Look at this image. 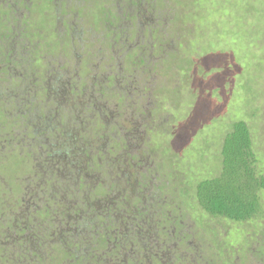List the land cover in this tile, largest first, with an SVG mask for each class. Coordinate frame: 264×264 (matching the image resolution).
I'll list each match as a JSON object with an SVG mask.
<instances>
[{"label":"rangeland","instance_id":"obj_1","mask_svg":"<svg viewBox=\"0 0 264 264\" xmlns=\"http://www.w3.org/2000/svg\"><path fill=\"white\" fill-rule=\"evenodd\" d=\"M153 15L157 20L160 17V22H151ZM28 24L31 26L27 27ZM18 34L27 35V47L31 52L35 51L30 61L24 62L28 48L25 37ZM10 35L8 45H1L7 48L0 54V68L2 70V62L10 59L8 52L12 53L13 60L7 65L12 64L14 69L15 75L11 76L14 81L10 85L14 83L15 87L6 89L7 81L3 80L4 75L0 76V124L3 125H0V131L4 130L5 123H13L19 118L16 112L28 117L37 115L38 111L34 112L24 100L26 96L22 91L26 85L16 79L21 71L24 76H32L30 84L33 83V93L26 98L36 99L37 105L44 103L40 101L45 96L48 97V68H54L52 77L62 80V87L66 86L69 77L65 74L61 77L60 68L63 72L73 70L76 78L79 73L82 82L90 83L92 75L98 70L95 65L97 53H104L110 56L109 59L117 61L112 62L117 65L110 66L111 70L133 68L140 72L137 87L147 96L131 94V101H125L127 106L123 102L118 105L117 98L116 102L109 99L112 96L110 92L115 89L112 82H105L100 90L97 87L96 92L105 93L106 98L93 104L100 106L106 114L113 111L121 113V119L118 117V121L110 125L101 120L102 124L89 120L90 114L81 107L80 115L84 119H74V114H77L74 106L82 104L70 99L68 117L72 115L76 130L69 135L73 134L71 136L76 138V143L69 145V138L63 139L68 148L60 149L61 159H55L48 149L45 150L48 155L39 157L36 162L32 157L31 163L22 161L24 155H17L20 149L0 155V191L5 192L8 204L17 198L10 187L19 194L21 185L37 188L45 182L43 172L50 165H54L61 174L65 170L67 174L77 176L81 170L87 171V162L92 168L93 158L99 155L97 149L106 139L105 132L92 138L94 130L99 127L100 131L124 127V131H128L127 145L123 135L118 138L107 131L112 139L110 145L116 147L105 153L104 164L116 168L117 178L128 173L132 185L138 184L135 179L137 172L140 176L146 170L149 172L142 176L144 183L148 179V191H153L158 184V191L153 192H158L161 200L172 203L163 205L162 213L166 212L171 219L182 217V229L185 226L195 233L192 252L200 256L196 258L197 264L203 260L211 261V264H264V191L260 193L261 216L244 224L209 218L198 207L195 195L199 182L219 175L223 140L231 125L238 121L246 122L250 129L258 161L257 171L264 177V0H0V40L1 36ZM112 35L119 44L125 43L122 47L129 51L127 54L119 49L117 54L109 52V43L114 45L109 42ZM136 35H142V40H137ZM120 55H123L122 58ZM86 60H89V66L82 76ZM150 68L151 73L148 72ZM106 70L98 71L97 78L109 75ZM146 74L150 79L145 81L141 77ZM6 90L14 91L15 95H6ZM62 91L60 95H64ZM116 92L120 98L121 91L116 89ZM50 98L47 99L52 100ZM10 100L14 109L8 107ZM52 102L55 103L54 100ZM52 108L49 106L50 110ZM98 118L101 116L94 117ZM6 125L8 127L9 124ZM40 127L44 130L43 126ZM7 131L3 132L5 138H0V143L6 147L14 137ZM23 135H27V129H23ZM83 135L99 145L88 158L86 154L91 145ZM58 137H63L61 131L46 138L57 144ZM98 138H101L100 143ZM23 141L19 147H24ZM124 146L129 155L122 154ZM49 157H53L52 163L46 160ZM36 165L37 170L34 169ZM128 169L137 172H129ZM86 177L93 179L91 174ZM124 185L122 181L120 187ZM141 195L147 197L148 204L154 202L147 194ZM128 196L129 193L124 194L129 200ZM3 207L4 211H8L7 204ZM144 207L149 209L145 218L150 225L161 212L158 205ZM66 217L73 215L67 214ZM37 219L41 220V217ZM34 226L30 225L29 233ZM61 233L55 234V239ZM110 233L119 236L124 235L125 230L119 225L111 228ZM135 240L133 242L140 247L139 239ZM53 241L49 240L48 245L51 246ZM72 241L75 242V237ZM58 248L66 252L75 249L68 244ZM56 250L55 245L52 252ZM82 250L90 249L84 245ZM189 250L191 252V247ZM39 252L42 254L41 250ZM137 258L128 249L114 264H136L140 260ZM49 259L46 255V260ZM73 261L63 257L53 264H74ZM105 264L111 263L106 260Z\"/></svg>","mask_w":264,"mask_h":264},{"label":"flooded vegetation","instance_id":"obj_2","mask_svg":"<svg viewBox=\"0 0 264 264\" xmlns=\"http://www.w3.org/2000/svg\"><path fill=\"white\" fill-rule=\"evenodd\" d=\"M23 1L24 0H22V2ZM4 3L5 2L3 1V5ZM12 7L13 6L10 4V8ZM22 10L24 9L22 8ZM154 17L156 16L153 15L151 17V22L160 20V17H158V20L154 19ZM28 26H31V25L28 24L27 27ZM18 36L25 37V40H26L25 44L27 47L29 44L27 41V35L23 36V35L18 34ZM141 36L142 35L140 36L136 35V39L139 40L143 38ZM10 39H11V35L1 36L0 54L4 49L7 48V47L5 48L4 46L1 47V45L4 43L8 45ZM109 42L113 43L114 45L116 44V46H114L112 44L110 45L109 43V46H110L109 52L117 54L119 53L117 49L122 50L123 54H127V52H129L128 50L126 51L123 50L122 46L125 43L119 44V41H117L116 37H114L113 35L109 36ZM27 48H28V54L25 56L24 62L30 61V56L33 54V52H35V51L31 52L32 50L30 49V47H27ZM8 53L10 55V59L9 60L6 59L5 63L2 62V65H3L2 70L0 68V76L4 75L3 80L5 79L7 81L6 89H9V87L14 86V83L13 84L11 83L10 85V82L14 81V79H12L11 76L15 75L14 69L12 68V64L7 65L9 61L13 60L12 53L10 52ZM27 56L29 59L27 58ZM122 56L123 55H120L119 57L122 58ZM109 57L107 54L97 53V60H96L95 65H97L96 69L98 70L95 72V74L92 75L90 83L89 81H86V83L82 82V80L79 79V73H77V78H76V73L73 72V70H70V71L66 70L65 72H63V70L60 68L59 71H60V74H62L61 77H63L64 74L69 77V80L67 81L66 86L62 87L63 81L52 77L54 68L53 67L48 68L47 74L50 75L48 79L49 80V90L47 91L48 97L45 96L46 99L44 98L42 99V101H40L44 103H38L37 105L35 104L37 103L35 102L36 99L26 98V97H31L32 96L31 93H33L31 90V86L33 83L30 84L32 76L30 75L24 76V74L22 73L23 71H21L18 75L19 78L16 77V79H19L21 83L23 84V86L26 85V88L22 91L23 95L26 96L24 100L27 103H29L30 106L33 107L34 112L35 110L38 112H37V115L32 116V117H28L27 115L23 116L22 114H19L16 112L15 114L19 118L15 120V122L13 123H10V122L5 123V124H9L8 127L7 125L5 126L4 124V127H5L4 130H8L7 133L14 135V137L11 138V142L9 143L7 147L5 144L0 143V145L2 146V147L0 146V155H5L6 153L10 154L12 151L16 152L18 149H20L19 154L17 153L16 154L18 156H21V155L25 156L24 159H22V161L24 160V162L31 163L32 157H33L35 160L34 162H36L39 157L44 158V156L48 155V153L45 154V150H46L47 143H48L46 137L49 134L57 135V132L61 131L63 133V137H58V139H60L59 143H57V145L54 146L55 148L53 147L50 150V154L54 156L55 159L57 160L59 158L61 159L62 154H61L60 149H62L63 147L68 148V145L63 142V139L73 137L71 136L72 134L69 135V133L70 132L74 133V131L76 130V126H75L76 122L73 121L72 115L68 117L67 110H70L71 108V106L69 107V105L72 103L71 100H73L74 102L78 104L80 103L82 104V105L74 106V108L72 107L73 110H75L77 113V114H74V119H77L79 121H82L84 119V117L80 115V107L86 108V111L90 114L88 119L92 121L101 120L102 122H105V124L110 125L111 122L113 124L115 123V120L118 121L117 120L118 117L121 119L120 112L113 111L111 113L106 114L100 106L93 104L94 102H97L100 99L103 100L104 98H106L105 93L102 92L104 95L101 96L102 94L101 92L99 94L96 92V89H98L97 87H99L98 90H100L102 86L105 84V82H109V83L112 82L113 86L115 87V89L112 90L113 92L112 91L110 92L112 95L113 94L115 96L117 95L118 92H116V89H119L121 91L119 96L123 98L124 105H126L125 101L127 102L131 101L129 99L131 98L130 96L131 94H134V95L138 94V96L140 95L141 97L145 98L147 96L146 92L138 89L137 87L138 82H139L138 78H139L140 72L136 71L133 68L131 69L121 68L120 71L119 70L113 71L110 69L111 68L110 66L117 65V63L113 64L112 62L116 61L115 58L109 59ZM108 59L111 62L109 61L108 63ZM127 59H128V56H127ZM87 61L89 60H86V63L84 64V69L81 73L82 76H84V72L85 70H87V67L89 66V63ZM122 65L123 64H121V66ZM103 68L105 70L107 69L106 71L108 72L109 75L105 77V75L103 74L102 77H99L98 79L96 74L100 70L103 71ZM151 71H152V68H150L148 72L151 73ZM18 72L19 71H17L16 74ZM90 75H91V72L89 73L88 77ZM141 78L144 79L145 81L147 79H150L149 75L147 74ZM101 82H102V85L100 84ZM62 88H64V92L62 91ZM78 88H79V91H77ZM61 91L64 93V95H60ZM103 91H106V90H103ZM5 94L15 95L14 91H10V90H6ZM49 97H51L50 99L52 100L47 99ZM53 100L55 103L52 102ZM11 106L14 109L12 100H10L8 104V107H11ZM49 106H53V108L50 110ZM123 114H124L123 116L126 115L125 112ZM97 115H100L101 118L94 119V117ZM101 121L100 123L102 124ZM40 125L43 126L44 130H42ZM81 125H84V124H81ZM23 129L25 130L27 129V135H23ZM100 129H101L100 127L99 129H95L99 135H101L104 132L106 133V135H109L110 133L107 131H110L112 136L117 135L118 138H121V136L123 135L122 137L126 139L125 145L128 144V131H124L125 130L124 127H117L114 130L111 127L110 130L103 129L104 131H100ZM4 130L0 131V138H5V136L3 135ZM48 130H50V132H48ZM119 130L121 132H119ZM24 136H26L25 139H23ZM109 139L110 137L108 136V138L104 140L105 143L109 145V146H105L104 149H101V151L104 153H106L110 148L114 149L116 147L115 145L114 146L110 145ZM22 141H23L24 147L22 146L19 147L18 145ZM100 141H101V138H99L98 143H100ZM135 141H137V138H135ZM138 143L141 146H143L142 142L139 141ZM99 150L100 148L97 149V151ZM95 151L96 150L92 152H95ZM101 151L99 152V154H101ZM121 151H123L122 154L124 156L129 155V152L125 151V146H124V150H121ZM139 158H142V157L140 156ZM46 160L52 163L53 157H49V159H46ZM37 167L38 165L34 166V169L37 170L38 169ZM56 172L57 170L54 165L48 166L47 170L43 172V175L45 177V182L46 180L48 181L50 180L49 186L45 185V182L41 184L40 186H38L37 188H31L27 184L26 186L21 185L19 186L21 188V194L14 193L12 191V188L10 187L11 192L17 197L14 200V202H11L10 204L6 202V199L8 197H6L5 192L2 190L0 191V203L2 199L1 196H3V199H4V202L0 204V206L2 205L0 207V216H1L0 220H2V222L0 223V238L2 239V241L0 242V264H32L34 262L38 264H49V261L51 264H53L54 261L61 260L63 257L66 258L67 261H69L71 258L69 257V254L71 256L73 252H75L77 256L79 255L78 251L80 249H77V247H76V250L74 249L73 251H71L67 257L63 253L57 254L58 252H52V250L49 248V245L47 243L49 241L48 239H46L43 242L44 244L42 245V247H39V248L33 245V242H31V239L29 240L30 233L28 232V229L30 225L39 222L38 220H36L37 217L44 216L43 214H45V212L42 211V207L44 206V204L50 201L56 204V206L53 209H51L56 212V215H54L53 220L50 221L49 224L51 223L52 225L55 224L54 229H56L58 232L66 231L68 233L66 235L68 238L73 239L75 237V241H78L77 242L78 245L76 246H78L79 248H82L84 245L87 244V238L84 235L81 236L77 228H74V226L70 229L69 228L65 229L62 227V219L60 216L67 215V211H69L70 209L73 212L72 213L73 216L74 214H78L79 209L76 204L78 203L77 202L78 199L77 200H74V198L71 199V194L73 195V193L71 192L65 193L62 190V188L59 187L58 185H56L55 189L53 188V182L58 184V180H56V177H53V175H55ZM114 173H115L116 181L112 180L113 182H111L110 185L107 186V189H106L107 193L105 194V196L99 197L98 199L94 201V203H92V205H87L85 206L87 208L84 209L87 212H89V219L92 222L91 225L97 226L96 229L93 228L94 233L98 232V230L100 231L98 227L99 224L106 227L107 225L109 226L115 223L116 226L121 225L124 227L125 234L120 235V237L122 236L121 238L118 239V237L116 236L115 239H118V240H115L111 243H110V240L109 241L107 240L110 247L104 252L107 256L104 259V263L106 260L109 261L111 264H114L116 261H118L120 256L122 254H125V251L127 249L122 246L123 242L125 241V238L130 239L129 246L134 247L135 245L133 244L134 243L133 241H136V240L135 238H132V236H136V239L137 240L139 239L141 243L139 252L134 253L131 247L128 248L129 253H132L133 255L138 256L137 259H140L139 262L136 264H197L196 258L200 256L192 252V248H193L192 242L195 239V233L190 228H186L184 224H183L184 229H182V223H181L182 217L181 218L179 217L178 220H176V218H173V217L171 219L166 214V212H164L168 217L162 220L160 218L157 219L155 217V219L152 220V224L149 225L146 223L145 216L147 212H149V209L144 206L150 205L152 208H154V205L155 206L158 205L160 209L159 213L161 212L160 214H162V211H161L163 210L162 206L165 204H172V203H167L165 200H163V202L159 201L157 203L153 202L154 204L153 203L148 204L147 197L145 198L141 195V194H145V195L147 194V196H149L150 199L154 201H156V199L157 200L161 199L159 196H156V194L153 192L154 190H156V187L158 186V184L153 191L149 192L148 189L146 188V186L149 184V183L147 184L148 179H147V182L144 183L145 178H143L142 176L148 175L149 172L147 170L145 172H142L141 173L142 176H140V173L137 172L138 174L135 176V179H137L138 184L134 183L133 185L130 183L131 176L129 177L128 173H126V175L121 178H117L116 172ZM122 181L125 183L123 188L120 187V184ZM116 182L118 185H116ZM78 185L79 183L77 181L75 186H78ZM127 193H129V196H128L129 200L124 197V194H127ZM112 200H116V201L113 202ZM4 204H7L8 211H4V207H3ZM124 204H126V206H124ZM128 204H132V205H128ZM119 206H120V209H117V207ZM116 210L118 211L116 212ZM87 215L88 214L85 213V216L88 218ZM76 217L79 218V216H76ZM76 217H70L68 218V221L69 222L73 221L76 219ZM35 225L37 227H40L39 228L40 230H46V226H47L46 224L40 223V224H35ZM52 231L51 230L49 231V234H50L49 236L50 238H52L51 240L55 239V234H57ZM81 232H83V230ZM90 232L91 231H89L88 233ZM127 234L130 236L127 237ZM61 238L63 239V236H61ZM131 241L133 242L132 244H130ZM62 244H66V243L63 242ZM118 246H121L119 251L116 248ZM189 247H191V252L189 250ZM195 248L197 247L195 246ZM39 250L42 251V254L39 252ZM114 251L116 252V255L112 256ZM46 255H49L50 257L48 261L46 260ZM100 258L101 257H99V259ZM72 260H74L73 261L74 264H77L79 259L77 260V258L72 257ZM100 260H102V258ZM203 262H201V264H203Z\"/></svg>","mask_w":264,"mask_h":264},{"label":"trees","instance_id":"obj_3","mask_svg":"<svg viewBox=\"0 0 264 264\" xmlns=\"http://www.w3.org/2000/svg\"><path fill=\"white\" fill-rule=\"evenodd\" d=\"M117 98V104L119 105L121 102H123V98H119L117 96L112 95L111 98H109L111 101H115ZM84 124V123H82ZM85 126V125H83ZM50 132V130H48ZM73 135V134H72ZM94 135L99 134L94 130L92 138H97V136L94 137ZM49 136H52V134H49ZM84 140H87L89 142L90 151L88 154H86L87 158L88 155L93 154L92 151L96 149V147H99V145L95 144L94 139L86 138L84 135L82 136ZM50 138V137H49ZM105 138H108V135H106ZM80 140V137L78 138ZM47 147L49 151L57 145L53 141H50V139H47ZM112 142V139H109ZM125 140V139H124ZM99 141V138L97 139V142ZM64 142V141H63ZM76 143V138H69L68 144ZM67 144L66 142H64ZM96 146V147H95ZM105 146H108V144L103 143L102 146H100V150L97 151L98 154L101 151V149H104ZM55 148V147H54ZM51 155V154H50ZM105 153L101 151V154L97 155L95 158H93L94 164L91 166L87 162V171L81 170L80 173L77 175H69L63 171V174L60 172H56L53 177H56V180H58V186L62 188V190L65 193H73L71 194V199L74 198V200H77L78 203L77 207L79 209L78 214H74L73 217H76L73 221H68V217L62 216V227L65 229H70L74 226V228H77L80 232V235H84L87 238V244L86 246L90 249L88 251L82 250V248H79L78 243L76 241H72V239L68 238L66 235L68 234L66 231L62 232L60 234V237L58 239H54L53 243L49 248L52 250V248L57 246V254H61V252L68 257V254L70 252H66V250L59 251L58 247H62V245L65 246V244H62L65 242L69 245L70 248L80 249L78 251L79 255L77 256L75 252L72 253V255L69 257H75L78 260L77 264H105L104 259L107 257L104 253L110 246L108 241L110 240V243L118 240L115 239L116 234H111V228H115L116 224L113 223L111 225H107L106 227L99 224L98 227L100 231L94 233L93 228H97L96 225H91L92 222L89 219V212L84 210L85 206L92 205L96 199L99 197L105 196L107 193L106 187L110 185L112 180L116 181L115 173L116 168L113 166H107L104 164L105 161ZM220 173L217 177L214 178H207L205 180H202L199 182L195 188L196 190V200L198 207L205 212L209 218L213 219H225L226 221H229L231 223L236 224H244V223H250L259 218L262 214V204L260 199V193L264 191V177L260 176L257 171V157L256 153L254 151L253 141L250 133V129L246 122L244 121H238L231 125L230 131L227 133L223 140V145L220 151ZM113 165V164H112ZM135 169L131 170L128 169V171H134ZM113 171V172H112ZM137 172V171H134ZM91 174L93 176V179L86 177V175ZM60 175V176H59ZM79 183L78 186H75V184ZM50 180H46L45 185L49 186ZM75 182V183H74ZM74 183V184H72ZM55 184V186H54ZM91 184V185H90ZM113 185V184H112ZM116 185L117 182H116ZM114 187V186H113ZM49 188V187H48ZM53 188H56V183L53 182ZM158 189V188H157ZM156 189V190H157ZM158 191V190H157ZM88 194V195H86ZM156 196L160 197V194L157 192L155 193ZM86 195V196H85ZM81 200V201H80ZM163 200H157L154 202H159ZM75 202V201H73ZM56 206L52 201L47 202L42 207V211L45 212L43 214L44 216H41L42 220L37 219L39 222L35 224H46V230H40V227H37L35 224L34 229L30 232L29 240L31 239V242H33V245L39 247H42L44 244L43 242L48 239L51 240L49 231L53 230L52 232L58 233V231L55 228V224L52 225L49 224L50 221L53 220L54 215H56V212L53 209ZM117 209H120V206L117 207ZM118 210H116L117 212ZM71 209L67 211V214L70 216L72 215ZM85 213L88 214V218L85 216ZM91 214V213H90ZM120 214V213H119ZM122 215V214H121ZM162 215V216H161ZM159 218L162 220L167 217L165 213H162ZM78 218V219H77ZM94 223V222H93ZM129 228V227H128ZM83 230V232H81ZM91 231L90 233H88ZM136 234V233H135ZM57 235V234H56ZM59 236V235H58ZM63 236V239L61 238ZM66 236V238H65ZM130 235L127 234V237ZM132 238L136 239V236H132ZM199 238H201L199 236ZM108 240V241H107ZM129 240L128 238H125V243L123 242L122 246L127 248H130L129 246ZM128 242V243H127ZM133 242L131 241L130 244ZM75 244V246H73ZM135 246L131 247L134 253H138L140 250V247L133 243ZM118 245V244H117ZM48 248V247H47ZM48 248V249H49ZM119 251L121 246L116 247ZM71 250V249H70ZM264 253V252H263ZM74 254V255H73ZM100 254V255H99ZM116 252L114 251L112 256H115ZM99 257H103L102 260L99 259ZM95 258V259H93ZM115 259V257H114ZM210 260V259H209ZM204 261V260H203ZM211 261H204L203 264H211Z\"/></svg>","mask_w":264,"mask_h":264}]
</instances>
